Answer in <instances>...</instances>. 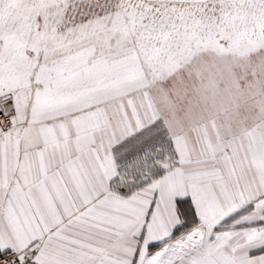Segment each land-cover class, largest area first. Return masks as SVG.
I'll list each match as a JSON object with an SVG mask.
<instances>
[{
	"label": "snow or ice",
	"instance_id": "snow-or-ice-1",
	"mask_svg": "<svg viewBox=\"0 0 264 264\" xmlns=\"http://www.w3.org/2000/svg\"><path fill=\"white\" fill-rule=\"evenodd\" d=\"M0 264H264V0H0Z\"/></svg>",
	"mask_w": 264,
	"mask_h": 264
}]
</instances>
